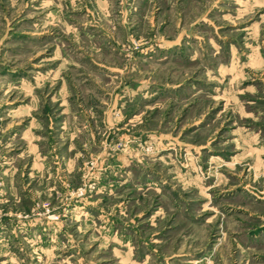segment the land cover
<instances>
[{"label": "rangeland", "instance_id": "obj_1", "mask_svg": "<svg viewBox=\"0 0 264 264\" xmlns=\"http://www.w3.org/2000/svg\"><path fill=\"white\" fill-rule=\"evenodd\" d=\"M0 264H264V0H0Z\"/></svg>", "mask_w": 264, "mask_h": 264}]
</instances>
